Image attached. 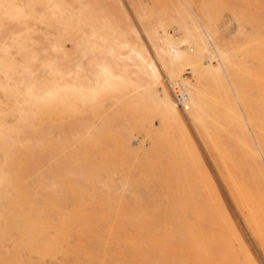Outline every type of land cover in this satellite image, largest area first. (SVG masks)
Here are the masks:
<instances>
[{
  "label": "rangeland",
  "instance_id": "obj_1",
  "mask_svg": "<svg viewBox=\"0 0 264 264\" xmlns=\"http://www.w3.org/2000/svg\"><path fill=\"white\" fill-rule=\"evenodd\" d=\"M169 261L264 264V0H0V264Z\"/></svg>",
  "mask_w": 264,
  "mask_h": 264
},
{
  "label": "built area",
  "instance_id": "obj_2",
  "mask_svg": "<svg viewBox=\"0 0 264 264\" xmlns=\"http://www.w3.org/2000/svg\"><path fill=\"white\" fill-rule=\"evenodd\" d=\"M186 96L184 94H178V98L180 100V103H185L186 102Z\"/></svg>",
  "mask_w": 264,
  "mask_h": 264
},
{
  "label": "bare ground",
  "instance_id": "obj_3",
  "mask_svg": "<svg viewBox=\"0 0 264 264\" xmlns=\"http://www.w3.org/2000/svg\"><path fill=\"white\" fill-rule=\"evenodd\" d=\"M201 233H202V231H201ZM169 263H173V262L169 261ZM3 264H4V263H3ZM173 264H178V262H176V263H173Z\"/></svg>",
  "mask_w": 264,
  "mask_h": 264
}]
</instances>
